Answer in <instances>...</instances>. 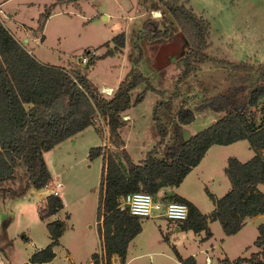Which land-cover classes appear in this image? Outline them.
<instances>
[{"label":"rangeland","instance_id":"374dc122","mask_svg":"<svg viewBox=\"0 0 264 264\" xmlns=\"http://www.w3.org/2000/svg\"><path fill=\"white\" fill-rule=\"evenodd\" d=\"M180 1L207 20V57L195 61L194 70L183 77L180 76L181 56L188 40L163 3H158L159 7L153 6L157 0H3L0 1V16L15 37L27 47L32 44L33 53L43 60L67 67L84 65L88 59L81 61L80 56L95 48L96 54L86 63L88 75L106 95L109 93L101 87L118 82L124 74L138 69L146 75L154 87H147L142 99L128 106V113L124 109L121 111L125 121L119 128L126 149L137 161L159 138L153 111L160 97L171 101L170 110L160 105L157 112L172 129L174 112L183 99L194 106L208 92L224 91L234 105L241 108L247 103L250 89L261 80L264 0ZM45 4L52 5L53 12L39 29L36 27L38 15ZM162 10L167 18L158 26L161 30L168 26L170 32L161 34L158 39L145 37L144 21L148 17L160 18ZM120 31L124 32L123 45L113 39ZM112 46H115L114 50ZM138 46L142 55L135 60ZM224 60L242 63L244 67L234 68ZM145 84L146 81L137 84L132 89V96ZM263 104L264 95L256 107L248 105V110L256 117L261 116L263 111L258 109ZM195 111H198V118L208 117L201 110ZM210 118L209 123L215 120V117ZM96 144L101 145V153L91 157L89 148ZM103 151L112 152L121 164H125L121 146L111 142L106 123L97 115L89 129L45 151L48 167L53 172L45 185L30 186L22 195L0 193V257L5 264H24L35 246L48 242L45 219L49 216L41 218L39 211L46 204V195L55 187L65 198L63 213H69L68 225L54 248L55 261L58 264H86L91 251L99 247L94 214ZM261 151L264 154V150ZM252 153L253 148L246 138L215 143L206 149L201 164H216L210 172L214 180L205 178L206 183L200 188L209 207L213 205L209 192L218 195L223 184H229L223 166L227 157L235 155L247 159ZM60 180L59 186L56 182ZM6 181L5 184L11 183L15 188L19 183V180ZM152 194L156 198L173 199L161 197L156 192ZM161 220L162 216L143 217L141 229L133 239L131 254L134 256L126 264H181L176 261L178 254L182 257L193 255L200 264H234L236 256L248 255L257 249L253 240L257 234L256 225L264 220V213L246 218L237 231L229 234L218 219L208 221L210 235L204 229L193 228H182L177 232L170 228L161 234L158 226ZM22 233L29 237H23ZM66 250L71 253L72 260L65 257ZM110 264H113L112 259ZM240 264L254 263L243 261Z\"/></svg>","mask_w":264,"mask_h":264},{"label":"trees","instance_id":"16d2710c","mask_svg":"<svg viewBox=\"0 0 264 264\" xmlns=\"http://www.w3.org/2000/svg\"><path fill=\"white\" fill-rule=\"evenodd\" d=\"M163 3L173 17L188 43L181 56L180 76H186L195 68V61L207 57V20L197 14L190 5L180 0H157L154 7ZM52 5L45 4L38 15L37 28L42 29L46 18L52 13ZM162 10L160 18L148 17L143 23V34L149 39H158L161 34L170 32L168 26L163 30L158 26L165 21ZM117 44H124V32L113 36ZM115 48V46H113ZM135 55L139 60L141 48ZM90 60V59H88ZM87 60V62H88ZM61 65L37 58L22 41L15 37L0 16V193L22 195L30 186L41 187L51 176L44 151L69 135L92 124L100 115L108 128L109 139L122 148L125 164L110 151L102 152L101 175L95 209L96 229L100 237V251L92 252L95 264H110L111 256L117 253L120 263L125 259L128 241L141 229V217L127 208L117 206L119 197L126 191L145 189L152 193L162 185H177L199 162L212 143H228L247 138L254 153L242 160L235 155L227 157L224 167L230 180V187L221 195L209 192L213 201L210 212L202 211L186 196L174 192L173 199L182 200L188 205L187 216L180 221L182 228L204 229L211 234L208 218L218 219L225 233L237 231L247 216L264 211V104L257 116L248 110L254 107L264 95V67L259 70L261 80L250 89L247 103L237 108L230 96L218 91L204 96L191 106L183 99L174 112V127L169 129L167 122L158 114V106L171 109V101L159 99L154 106V119L159 138L154 145L137 161L133 160L124 145L119 128L124 123L121 111L142 99L147 87H154L140 70L124 74L113 91L106 95L98 84L88 75L89 66ZM234 68L244 67L242 63H230ZM179 76V77H180ZM146 81L143 89L134 97L132 89ZM211 108L223 113L215 120L190 134L185 139L182 130L185 123L194 118L195 110ZM100 144L92 145L88 154L93 157L101 153ZM19 180L17 187L7 181ZM63 206L59 194L46 195V204L39 216L47 218ZM63 218L46 221L50 240L35 248L24 264H38L53 258V245L65 228ZM257 234L253 240L257 249L248 255H238L234 264L250 261L264 264V220L256 225ZM23 237H27L22 233ZM181 264H196L193 255L182 257Z\"/></svg>","mask_w":264,"mask_h":264},{"label":"crops","instance_id":"0c3cea01","mask_svg":"<svg viewBox=\"0 0 264 264\" xmlns=\"http://www.w3.org/2000/svg\"><path fill=\"white\" fill-rule=\"evenodd\" d=\"M1 2L3 0H0ZM51 14V13H50ZM49 14V15H50ZM48 15V16H49ZM27 38V37H26ZM35 38V41H37V36L34 37ZM28 42H29V38H28V41H27V45H28ZM27 47V46H26ZM32 44L27 47L29 51H31L33 53V50H32ZM111 48V46H110ZM112 49L114 50V47L112 46ZM37 58H39L35 53H33ZM40 60L42 61H46V60H43L41 58H39ZM47 62H50V61H47ZM51 63H55V62H51ZM57 64H60V63H57ZM118 82H113L112 84H108V85H103L101 87V89H109L111 87V91L114 89V87L117 85ZM107 84V83H106ZM215 88V87H214ZM159 91H162L160 88H157ZM206 90V89H205ZM204 90V91H205ZM162 93V92H161ZM215 93V91H210L207 93V95H210V94H213ZM110 94V93H109ZM159 99H162V97H160ZM128 108V107H127ZM127 108L124 109V111L126 113L127 112ZM197 112L198 111H194L195 115H194V118L188 122V123H185V125H187L190 133H193V132H196L197 130L201 129L202 127L206 126L207 124H209V120L208 118L210 117H215V119L217 117H219L223 111H216V110H213L209 107L201 110V112H205L206 116L208 115V117H202V118H198V115H197ZM211 119V118H210ZM92 126V124H89L87 126H85L84 128H82L81 130L69 135L68 137H66L65 139L59 141L58 143L54 144L52 147H55L56 145H58L59 143H61L62 141L66 140V139H72L73 137H75L76 135H78V133H82L84 131H86V129H89V127ZM241 139V138H240ZM247 139V138H246ZM237 140V139H236ZM235 141V140H234ZM249 142V141H248ZM216 143V142H215ZM215 143H212L208 149H210V147H212V145H214ZM51 147V148H52ZM125 147H126V143H125ZM50 149V148H49ZM47 149V150H49ZM46 151V150H45ZM44 151V153H45ZM253 153H254V150H253ZM252 153V154H253ZM251 154V155H252ZM205 155V154H204ZM204 155L201 157V159L199 160L198 163H196L195 165H193L190 170L185 174V176L183 177V179L177 184V185H171V184H167V185H162L158 191L156 192L158 195H160L164 198H172L171 197V194L174 193V192H177V193H180L184 196H186L187 198L191 199L192 201H194L198 206L199 208L202 210V211H205V212H210V210L212 209L213 205L211 207H209L210 204L207 205V200L205 198V194H202L200 192V188L203 187V185L206 183V179L205 178H209L211 177L210 180H214V176H212V174L210 173L211 170L214 168V165L216 164H201V161H202V158L204 157ZM250 155V156H251ZM143 156V155H142ZM141 156V157H142ZM249 156V157H250ZM45 157V156H44ZM141 157H139L138 159H140ZM242 160H245V159H242ZM227 163V162H226ZM226 164H224L223 166L225 167ZM49 166V164H48ZM49 170H50V173H51V176L53 175V172H52V169L51 167H49ZM208 170V171H207ZM228 177V176H227ZM229 179V178H228ZM208 180V179H207ZM61 181V180H60ZM260 187L262 189H264V184H259ZM230 187V180H229V184L227 182H225L223 184V189H221V191H219L218 195L216 196H219L221 194H223L228 188ZM59 195L62 197L63 199V206L58 209L57 211L51 213L49 215V217L47 219H45V222L49 219H53V218H63L65 220V228L66 226L68 225V216H69V213L67 211H65V213H63V209L65 207V198H64V195L62 194V192L60 191L59 192ZM215 195V194H214ZM203 202V203H202ZM213 202V201H212ZM97 203V201H96ZM204 205H207L208 207H205L203 206ZM96 207V205H95ZM264 213L263 212H259V213H256L254 215H251V216H247L246 218H250L252 216H259V215H262ZM151 216H162L163 217V221L161 220L159 223H158V226L161 230V234H165L163 231H165L166 233L170 230V228H172L173 230H182V227L180 226V224H178L176 221L180 222V220H174L172 218H169L163 214H155V215H151ZM94 217H95V214H94ZM95 219L94 218V223L96 225V222H95ZM211 219H214V218H211L209 217L208 218V221L211 220ZM143 221V217H141V223ZM246 222V221H245ZM43 223V222H42ZM91 225V224H90ZM47 228V227H46ZM65 228L63 229V232L62 234L59 236V241L57 243H55L53 245V248L56 249V246L60 243L61 241V237L64 233V230ZM48 230V229H47ZM97 231V229H96ZM176 231V232H177ZM98 233V232H97ZM26 234V233H24ZM48 235H49V232H48ZM27 238L29 237L27 234H26ZM135 236V235H134ZM134 236L128 241V244H127V249H126V254H125V259H124V262L122 264H126L134 255L131 254L132 251H131V248H132V245H133V239H134ZM49 240H50V237H49ZM48 240V241H49ZM98 243H99V247L97 249H94L93 251H91V255L89 257V259L86 261V264H95L92 260V252L94 251H100V237H99V234H98ZM46 244V243H45ZM44 243H39V245L35 246V248H38V247H41L43 245H45ZM34 248V249H35ZM33 249V250H34ZM54 249V250H55ZM32 250V251H33ZM31 251V252H32ZM147 252V251H145ZM65 257L67 258V260H72V255L69 251H65ZM30 255V254H29ZM29 257V256H28ZM56 257H57V253L55 251V255L53 256L52 259L50 260H47V261H43V262H40L38 264H58L55 260H56ZM28 259V258H27ZM111 259H112V262L113 264H121L120 263V256L117 254V253H113L112 256H111ZM176 261L177 263L180 262V260L178 258H176ZM196 262L197 264H200V261L198 259H196ZM0 263H4L3 261V258L0 257ZM181 263V262H180ZM240 264V263H239Z\"/></svg>","mask_w":264,"mask_h":264},{"label":"built area","instance_id":"2783aa9c","mask_svg":"<svg viewBox=\"0 0 264 264\" xmlns=\"http://www.w3.org/2000/svg\"><path fill=\"white\" fill-rule=\"evenodd\" d=\"M94 54H96V49L90 48L86 53L80 56V59L81 61H86ZM103 91L111 93V87ZM56 184L60 186L61 181H57ZM53 192L59 193V188L55 187ZM117 206L120 208H127L131 213L140 217L163 214L169 218L180 221L183 220L188 213V205L186 202L178 199L156 198L150 191L145 189H135L124 192L120 195ZM96 221L95 219V222Z\"/></svg>","mask_w":264,"mask_h":264},{"label":"water","instance_id":"95a60500","mask_svg":"<svg viewBox=\"0 0 264 264\" xmlns=\"http://www.w3.org/2000/svg\"><path fill=\"white\" fill-rule=\"evenodd\" d=\"M182 134H183V137L185 139H187L190 136L191 133H190L188 127H186V126L183 127Z\"/></svg>","mask_w":264,"mask_h":264},{"label":"bare ground","instance_id":"6f19581e","mask_svg":"<svg viewBox=\"0 0 264 264\" xmlns=\"http://www.w3.org/2000/svg\"><path fill=\"white\" fill-rule=\"evenodd\" d=\"M103 90H106V89L103 88Z\"/></svg>","mask_w":264,"mask_h":264}]
</instances>
